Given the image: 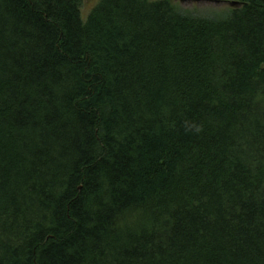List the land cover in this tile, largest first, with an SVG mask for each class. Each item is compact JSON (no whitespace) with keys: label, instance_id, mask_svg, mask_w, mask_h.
<instances>
[{"label":"trees","instance_id":"1","mask_svg":"<svg viewBox=\"0 0 264 264\" xmlns=\"http://www.w3.org/2000/svg\"><path fill=\"white\" fill-rule=\"evenodd\" d=\"M229 1L0 0V264H264V0Z\"/></svg>","mask_w":264,"mask_h":264},{"label":"rangeland","instance_id":"2","mask_svg":"<svg viewBox=\"0 0 264 264\" xmlns=\"http://www.w3.org/2000/svg\"><path fill=\"white\" fill-rule=\"evenodd\" d=\"M96 0H83L82 15L86 16L87 12L93 6ZM224 1V0H215ZM173 3L182 11H196L199 14H221L226 11L229 7L220 2L214 1H198V2H180L179 0H173Z\"/></svg>","mask_w":264,"mask_h":264},{"label":"water","instance_id":"3","mask_svg":"<svg viewBox=\"0 0 264 264\" xmlns=\"http://www.w3.org/2000/svg\"><path fill=\"white\" fill-rule=\"evenodd\" d=\"M181 3L182 2H198L199 0H179ZM216 3H224L226 4L229 8H232V9H235V8H239L241 7L243 4L240 3V2H237V1H229V0H224V1H215V0H212ZM212 1H208V2H212Z\"/></svg>","mask_w":264,"mask_h":264}]
</instances>
